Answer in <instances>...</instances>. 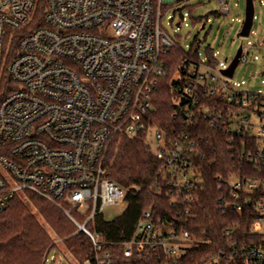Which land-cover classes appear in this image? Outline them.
<instances>
[{"label":"built area","instance_id":"2783aa9c","mask_svg":"<svg viewBox=\"0 0 264 264\" xmlns=\"http://www.w3.org/2000/svg\"><path fill=\"white\" fill-rule=\"evenodd\" d=\"M183 1L46 0L41 25L30 28L35 0H0V86L4 73L11 81L0 100V212L12 198L35 194L65 206L76 232L96 245L98 235L87 223L106 207L125 203V190L108 177L110 156L121 140L143 133L170 173V186L185 202L192 201L198 183L192 167L194 143L187 134L167 137L147 125L164 72L163 57L176 44L161 26L163 10ZM218 1V13L228 15V0ZM246 54L242 48L239 63L246 62ZM216 68L202 61L200 68L190 64L188 72L208 95L222 93L235 106L264 96L236 89L240 85H231ZM182 96L198 104L193 84L183 87ZM243 110L249 109L232 114L230 121L234 129L258 138L256 155L264 163V113L257 114L263 124L253 133ZM227 184L226 206L237 212L242 209L239 196L258 185L236 176ZM243 202L250 204L249 198ZM253 206L257 218L249 231L264 234V198ZM76 216L84 221L78 223ZM233 225L225 229L226 236ZM192 243L182 224L153 220L147 211L125 243L124 255L155 253L174 264ZM226 257L225 264H264V245H243ZM95 260L108 264L109 255L96 254Z\"/></svg>","mask_w":264,"mask_h":264},{"label":"trees","instance_id":"16d2710c","mask_svg":"<svg viewBox=\"0 0 264 264\" xmlns=\"http://www.w3.org/2000/svg\"><path fill=\"white\" fill-rule=\"evenodd\" d=\"M45 5L46 0H35L30 28L41 25ZM206 55L204 65L219 66L210 49H206ZM163 62L164 72L152 96L147 125L157 126L167 137L187 134L194 143L192 167L198 183L192 201L185 202L182 193L170 186V173L155 156L151 145L142 139L144 133L141 138H126L121 140L116 154L112 152L108 171V177L125 190V208L112 220L99 215L87 223V228L98 235L97 244L94 245L87 235L76 232L75 224L65 213V206L29 193L34 210L16 196L0 212V264H44L51 250L59 253L55 238L61 240L68 255L79 264L86 260L104 264L95 260L96 254L102 253L109 255L108 264H173L155 253L124 255L125 243L133 237L147 211L153 220L160 218L163 223L182 224L194 239L195 243L174 264H225L226 256L243 245H264V234L249 231L252 220L257 218L253 204L264 198V163L256 155L258 138L243 129H234L230 121L231 115L243 108L259 114L254 106L260 105L264 96L252 97L250 104L243 107L232 105L222 93L208 95L204 85L197 83L195 76L188 72L190 64L200 68L202 60L197 50L186 52L175 44L163 57ZM7 83L11 81L4 73L0 100L6 93ZM186 84L195 86L198 104L182 96ZM233 176L258 184L237 199L242 204L240 212L226 206L230 201L227 181ZM245 198H249L250 204L243 202ZM37 214L53 230L54 237ZM75 220L84 221L77 216ZM232 225L233 232L226 236L225 229ZM62 260L73 264L63 255Z\"/></svg>","mask_w":264,"mask_h":264},{"label":"rangeland","instance_id":"374dc122","mask_svg":"<svg viewBox=\"0 0 264 264\" xmlns=\"http://www.w3.org/2000/svg\"><path fill=\"white\" fill-rule=\"evenodd\" d=\"M228 2L230 5L228 15H217L220 11L218 0H186L179 4H173L163 10L161 26L167 35L186 52L189 49L197 50L203 62L207 60L206 49H210L220 63L216 68L218 70L225 68L230 63L237 48L242 45L243 50L247 51V60L238 64L232 78L228 81L231 85H240V88L235 86L236 89L264 93V45L262 44L264 0H253V25L248 37L245 38L239 36L244 20L245 0H228ZM177 23L180 25L177 26ZM254 108L264 113L262 104H255ZM241 114L249 118L251 131L256 133L263 124V119L256 112L249 110H243ZM19 198L28 203L31 210H34L29 201V193L19 196ZM124 208L125 203L123 206L121 204L108 206L102 212L103 218L112 220L118 217ZM37 215L54 237L53 230L39 214ZM54 243L59 253L51 250L44 264H70L67 260H62V255L67 257L71 263L79 264L68 255L60 239L55 238ZM53 256H55L54 260Z\"/></svg>","mask_w":264,"mask_h":264},{"label":"water","instance_id":"95a60500","mask_svg":"<svg viewBox=\"0 0 264 264\" xmlns=\"http://www.w3.org/2000/svg\"><path fill=\"white\" fill-rule=\"evenodd\" d=\"M253 18H254L253 0H245L244 20L239 33L240 37L242 38L248 37L253 25ZM176 25L179 26L180 24L177 23ZM241 54H242V45H240L237 48L236 53L232 58V60L230 61V63L225 68L220 70V74L223 77L228 79L232 78L234 71L239 64V58ZM262 154H264V148L262 150Z\"/></svg>","mask_w":264,"mask_h":264}]
</instances>
